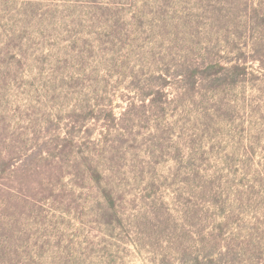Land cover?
Returning a JSON list of instances; mask_svg holds the SVG:
<instances>
[{"label":"rangeland","instance_id":"rangeland-1","mask_svg":"<svg viewBox=\"0 0 264 264\" xmlns=\"http://www.w3.org/2000/svg\"><path fill=\"white\" fill-rule=\"evenodd\" d=\"M159 4L0 0V114L51 120L54 154L56 136L76 141L45 167L63 179L52 200L9 228L4 264H207L205 244L262 240L264 68L178 81L200 59L159 23ZM112 113L119 124L105 125ZM89 162L97 179L82 178Z\"/></svg>","mask_w":264,"mask_h":264},{"label":"trees","instance_id":"trees-1","mask_svg":"<svg viewBox=\"0 0 264 264\" xmlns=\"http://www.w3.org/2000/svg\"><path fill=\"white\" fill-rule=\"evenodd\" d=\"M162 1L157 20L165 28H171L179 43L188 41L189 46L184 50L187 48L190 52L188 54L200 59L188 61V65L174 75L178 81L196 87L208 71H214L217 77L223 76L232 68L245 70L250 61L258 62L264 68V0ZM213 42L215 44L210 46ZM201 63L204 66H199ZM164 74L165 78H160L166 80L169 74ZM236 76L240 77L238 71ZM145 98L143 93L139 95L138 101L143 104ZM91 118H95L93 114ZM40 119V124L30 118L27 125H21L6 114H0V247L13 222L22 217L25 210L41 207L52 200L58 190V183L63 179L53 172L45 171V167L53 166L55 159L61 161L63 153L76 142L75 136L68 132L62 138L56 136L55 139L59 140L54 143V148L58 152L54 154L48 146L49 141L43 138L48 135L53 122L44 117ZM105 120V125H117L121 118L118 119L112 113ZM77 125L78 120L71 119L68 127L75 129ZM102 135L105 138L110 136L107 141L113 143L123 139L122 133L116 134L115 139L112 132ZM106 151L103 149V152ZM85 167L83 179L86 176L93 180L97 179V175H102L91 162ZM69 175L81 177L76 171L69 172ZM108 184L103 194L109 206L117 208L116 190L113 184ZM237 236L234 233L222 246L216 243L210 246L205 244L203 247L206 260L209 261L207 264H264V229L262 240L250 238L248 248L236 240ZM6 258V253L0 252V264H4Z\"/></svg>","mask_w":264,"mask_h":264}]
</instances>
